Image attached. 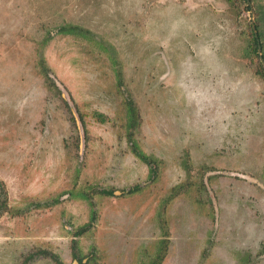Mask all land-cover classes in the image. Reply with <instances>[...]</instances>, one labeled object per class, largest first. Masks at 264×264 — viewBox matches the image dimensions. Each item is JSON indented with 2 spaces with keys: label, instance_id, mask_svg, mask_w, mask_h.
Wrapping results in <instances>:
<instances>
[{
  "label": "rangeland",
  "instance_id": "obj_1",
  "mask_svg": "<svg viewBox=\"0 0 264 264\" xmlns=\"http://www.w3.org/2000/svg\"><path fill=\"white\" fill-rule=\"evenodd\" d=\"M248 1L0 0V264H264Z\"/></svg>",
  "mask_w": 264,
  "mask_h": 264
},
{
  "label": "trees",
  "instance_id": "obj_2",
  "mask_svg": "<svg viewBox=\"0 0 264 264\" xmlns=\"http://www.w3.org/2000/svg\"><path fill=\"white\" fill-rule=\"evenodd\" d=\"M227 1H230V0H227ZM243 1V0H242ZM246 1V0H245ZM255 29H256V31H257V26L255 27ZM71 30L72 29H66V30H61V33H63V34H69L70 32H71ZM250 35H251V39H250V42H249V45H250V48L251 49H253V52H254V54H255V56H256V52H257V41L258 40H260V35L259 34H257V38H255L254 36H253V34H252V32L250 33ZM260 47H261V51H262V55H261V57H262V59H263V61H264V50H263V46H262V44H260ZM255 73L257 74V76L260 78V79H262V81H264V67L262 66V64L260 63V62H258V69L255 71ZM46 76V75H45ZM46 80H48L49 81V79L46 77ZM49 83H50V81H49ZM53 85V84H52ZM128 111H133V109L132 108H129L128 109ZM129 120H131V119H129ZM134 122H132V121H130V123H128L129 124V130L131 129V127H132V124H133ZM128 135H129V133H128ZM133 155L139 160V161H142L143 163H145V164H150L151 162H149L150 160H148V158L144 155V154H142V153H140V152H138V151H133ZM154 162V161H153ZM155 171V170H154ZM154 171H151L152 173L154 172ZM102 194H105V195H111V193L110 192H103ZM131 194V193H130Z\"/></svg>",
  "mask_w": 264,
  "mask_h": 264
},
{
  "label": "water",
  "instance_id": "obj_3",
  "mask_svg": "<svg viewBox=\"0 0 264 264\" xmlns=\"http://www.w3.org/2000/svg\"><path fill=\"white\" fill-rule=\"evenodd\" d=\"M246 3H247V5L250 7V13L253 15V10H252V8H251V4H250V2H249L248 0H246ZM252 31H253L254 37L257 38V34H256V32H255V26H254V25H252ZM260 50H261V47H260V45H259V43H258V41H257V54L259 55V59H260V62H261V64H262V66L264 67V61H263V59H262V57H261Z\"/></svg>",
  "mask_w": 264,
  "mask_h": 264
},
{
  "label": "flooded vegetation",
  "instance_id": "obj_4",
  "mask_svg": "<svg viewBox=\"0 0 264 264\" xmlns=\"http://www.w3.org/2000/svg\"><path fill=\"white\" fill-rule=\"evenodd\" d=\"M73 264H77V263L74 262ZM80 264H81V263H80Z\"/></svg>",
  "mask_w": 264,
  "mask_h": 264
}]
</instances>
